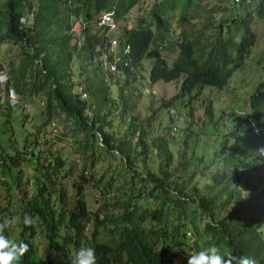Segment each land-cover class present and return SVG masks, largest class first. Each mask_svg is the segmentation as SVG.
Returning a JSON list of instances; mask_svg holds the SVG:
<instances>
[{
    "label": "trees",
    "instance_id": "obj_1",
    "mask_svg": "<svg viewBox=\"0 0 264 264\" xmlns=\"http://www.w3.org/2000/svg\"><path fill=\"white\" fill-rule=\"evenodd\" d=\"M138 1H0V43L5 39L17 44L20 55L18 62L9 68L0 103V110L5 115V122H0V135H6V142L0 140V174L3 176L0 179V218L18 215L21 221L15 235L11 229H6L4 234L28 244L29 251L19 264H70L72 255L81 247L94 249L96 264H175V252L171 250L170 242L176 243L185 236V231H177L183 225L180 221L182 213L189 215L192 228L198 230L196 207L189 210L190 204L196 203L202 214L216 219V223H206V229L214 237L213 243L221 244L222 249H227L226 253L237 257L252 256L258 264H264L263 231L256 225L264 211L261 199L264 189L258 190V184H250L245 193H240L236 187L241 180L240 172L253 170L252 163L239 161L251 158L259 162L256 150L264 147V80L257 84L250 96L251 113L234 117V124L224 138L225 145L216 152L221 161L220 168L207 174L212 173L213 182L204 183V189V185L200 188L195 182L188 192L174 181L177 193L172 194L167 186L172 151L162 135L151 140L161 155L159 168L162 174L147 168L146 175H139L134 182L138 171L136 161L147 156L144 130L139 132L135 146L137 153H133L128 144L135 131L131 123L130 136L124 134L118 142L106 130L111 123L109 115L117 110L113 108L117 99L122 98L120 116L127 115L132 107L128 100L133 92L130 89L131 92L124 93L123 88L131 84L129 75L133 67L146 57L154 59L149 76L152 82L172 81L184 75L180 90L172 100L189 95L183 102L188 104L198 88L225 86L232 71L249 55L255 42L250 7L253 5L257 14L264 16V0H216V6L209 9L203 0H154L148 18L140 16L135 26L122 25L121 31L113 37L117 42L116 50H108L111 37L104 35L109 25L100 23L102 14L110 12L117 25ZM216 7L230 8L232 14L225 20L229 22H220L219 30L210 36L206 29L215 25L208 19L210 14L206 15L207 21L198 26L197 19ZM176 8H179L180 31L172 38L171 18ZM21 17H25V21ZM74 21L80 25L78 35L71 31ZM222 29L228 33L226 36L222 35ZM175 45L178 53L168 64L161 49ZM105 51L107 55L101 58ZM73 59L78 62L75 68L72 67ZM3 68L0 60V71ZM121 73L126 75L124 80H120L118 74ZM79 84L87 97L73 91V87ZM112 85H116V95L112 94ZM10 89L16 91L17 97L33 93L45 95L46 104L41 111L45 118L28 142L27 132L14 128L13 105L8 96ZM20 102L17 98V104ZM53 112L63 113L73 131L84 134L81 145L84 151L90 150V155L94 156L91 164L95 157H99L94 149L99 146L108 153L117 151L124 167L131 172L129 190L116 200L120 211L114 214L97 209L90 233L86 232L85 222L91 211L86 206L82 184H77L75 195L68 201L62 183L66 175L64 158L49 148L35 146L38 134L50 122ZM15 137L22 139L23 151L15 148ZM22 162L26 167L21 166ZM186 164L183 161L181 166L185 168ZM261 165L264 166V162L260 161ZM26 169L33 171L32 179H24ZM84 170L83 165L79 177L87 181ZM207 175L201 173L199 176ZM231 183H235L234 188L230 187ZM216 185L222 186L217 188ZM2 191L6 194L2 195ZM224 193L226 197H223ZM149 198L160 204L150 207L140 202L145 200L144 203H148ZM168 202L169 210L163 207ZM230 204H233L232 208L228 207ZM169 211L174 212V220L168 223L166 213ZM25 214L31 217L30 226L23 223ZM107 222L111 225L106 226ZM99 226L108 228L109 239L98 238ZM52 249L61 260L42 255L43 250Z\"/></svg>",
    "mask_w": 264,
    "mask_h": 264
},
{
    "label": "rangeland",
    "instance_id": "obj_2",
    "mask_svg": "<svg viewBox=\"0 0 264 264\" xmlns=\"http://www.w3.org/2000/svg\"><path fill=\"white\" fill-rule=\"evenodd\" d=\"M153 1L139 0L127 12L126 18L120 20L117 25L115 24L113 27L107 29L104 35L110 36L112 40L114 35L121 31L122 25L135 26L140 16L148 18L149 8ZM205 2L208 3L206 9L216 6V0H203V4ZM252 6L250 8L253 15L252 29L256 35L255 42L251 47L249 55L232 71L227 84L222 88L214 86L198 88L192 94L190 102L186 104L183 102L188 100L189 95L178 99H171L179 92L180 83L184 75L172 81L157 80L152 82L149 76L154 59L151 57L142 59L137 66L133 67V71L129 75L132 79L131 84L123 88L124 93L130 91V89L133 92V96H130V100H128V103L132 104V107L128 109L127 115L124 117L120 116L122 98L117 99L115 101L117 103L113 107L117 110L109 115L111 123L106 127V130L118 142L124 134L130 136L132 129H129V125L131 123L135 131L130 136L128 144H130L133 153H137L135 150H138L135 146L139 139V132L142 129L144 130V138L148 145L147 156L144 160L136 161L138 171L134 182L137 181L139 175H146L147 168H151L160 175L162 174L159 168L161 155H158L155 146L151 144V140L158 135H162L167 139L169 148L172 151V163L168 166L171 176L168 180L169 185L167 184L172 194L177 193V190L174 188V181H178L181 189L188 192L191 191L195 182H197L200 188H202L204 183L213 182L212 173L210 175L207 174L220 168L219 162L221 161L220 159L218 160L216 152L220 151L222 145H225L224 138L234 124V117L236 115L246 116L251 113L250 96L257 84L264 80V16L258 15L257 10L253 9ZM178 12L179 8H176L174 16L171 18L172 38L178 36L180 31ZM208 14H210L208 19L213 20L215 25L208 27L206 32L208 35L214 36L215 32L219 30L218 24L220 22H223V24L229 22L225 20L228 16H231L232 10L230 8L222 9L221 7H216L213 11L199 17L197 19V26L207 21L206 15ZM116 26L117 29H115ZM71 29L77 32V35L81 33L79 23H75V21ZM225 29H222L223 36L228 34ZM102 31H100L101 34ZM80 38H82V35ZM160 44L163 46L162 43ZM113 48L116 50V44ZM114 49L110 48L108 50L112 51ZM161 53L166 58L168 64H171L178 53V47L175 45L171 48H162ZM106 55L107 51L102 53L101 58H105ZM19 56L17 44L5 39L0 43V60L4 66L3 70L0 71V103L3 101V87L9 68L13 63L15 65L18 62ZM104 62L107 65V61L104 60ZM77 63V60L73 59L72 67L75 68ZM113 68L114 66H111V69ZM118 75L120 80H124L126 77L122 73ZM77 90L78 87L75 85L73 91L76 92ZM111 91L113 95H116V85L111 86ZM10 95L21 100L20 104H17V102L13 103L14 98L10 100V104L13 105L12 114L15 116L13 125L15 129H23L27 132L26 141L28 142L34 136L37 125L45 118V115L41 113L46 104L45 95L43 93H33L31 95H18L17 97L14 89L9 90L8 96L10 97ZM168 101L170 103L167 106L164 105ZM93 111L92 109L91 113ZM91 113L89 114L91 115ZM208 113H211V116ZM4 120L5 115L0 110V122H5ZM6 125L8 126L7 122ZM0 138L3 142H6V135H0ZM37 138L38 143L35 144L36 147L49 148L54 154L62 156L65 160L64 169L66 170V175L62 183L67 190L68 201L75 195L77 184H82L86 206L91 211L85 222L87 233L92 231L95 220L94 213L97 209L108 210L114 214L120 211L116 200H118L119 196L124 195L123 193L126 190H129L132 178L131 172L124 167L121 155L117 151L108 153L104 148L95 146V152L99 154V157H95L94 163L91 164L92 157L94 156L90 155V150L84 151L81 145L84 134L73 131L72 126L65 120L61 112H53L50 122L38 134ZM13 140H15V148L23 151L24 145L22 139L15 137ZM8 141L9 139L7 143ZM95 156L97 155L95 154ZM183 161L187 162L185 168L181 166ZM245 162L252 163L251 167H253V170H243L240 172L241 180L236 185L239 192L245 193L247 186L250 184H258V190L264 189V166H260V161L254 162L251 158H242L239 161V163ZM83 165L85 166L84 175L87 181H83L79 177V172ZM21 166H25V163L22 162ZM203 169L204 171H201ZM231 170L233 172V169ZM32 173L33 171L26 169L24 179L27 177L32 179ZM201 173L207 176L200 178L199 175ZM1 177L3 176L0 174V179ZM96 179L99 180L97 181ZM221 186L216 185L215 187L220 188ZM29 187L31 186L29 185ZM230 187L234 188L235 183H231ZM204 188L205 185L202 189ZM1 193L2 195L6 194L5 191ZM223 197H226V193L223 194ZM261 199L264 203V197H261ZM140 202L150 207L160 204V202L150 198L148 199V203L147 201L144 203L145 200H141ZM168 205L169 202L163 207L169 210ZM232 206L233 204H230L228 207L232 208ZM194 207H196L195 223L198 230L195 231L192 228L189 222V215L186 212L182 213L180 221L183 225L177 228V231L179 233L185 231V236H181L176 243L172 240L170 242V248L175 252V264H187L188 256L213 245L220 248L222 253H226L227 251L226 248H221V244L212 242L214 237H212L211 231L206 229V223H216V219H211L208 215L202 214L197 209L196 203L190 204L189 210L192 211ZM173 214L174 212L170 211L166 213V221L168 223L174 220ZM106 224V226L111 225L108 222ZM256 225L263 231L264 236V211L256 222ZM17 226L11 228V231H13L12 235H15L17 232ZM107 229L105 226L98 227L97 236L100 240L109 239L110 235ZM42 255L61 260L58 253L54 252L53 249L43 250Z\"/></svg>",
    "mask_w": 264,
    "mask_h": 264
},
{
    "label": "clouds",
    "instance_id": "obj_3",
    "mask_svg": "<svg viewBox=\"0 0 264 264\" xmlns=\"http://www.w3.org/2000/svg\"><path fill=\"white\" fill-rule=\"evenodd\" d=\"M257 157L264 162V147L256 150ZM19 216L0 218V264H19L21 258L29 251V246L23 241H15L6 236L5 230L20 223ZM31 217L23 216L25 226H30ZM70 264H96L95 251L92 248L81 247L70 259ZM187 264H258V261L248 255L234 256L230 252L222 253L220 248L213 245L188 256Z\"/></svg>",
    "mask_w": 264,
    "mask_h": 264
},
{
    "label": "built area",
    "instance_id": "obj_4",
    "mask_svg": "<svg viewBox=\"0 0 264 264\" xmlns=\"http://www.w3.org/2000/svg\"><path fill=\"white\" fill-rule=\"evenodd\" d=\"M21 20L25 21V18L24 17H21ZM100 23L101 24H108L109 25V28H111V27H113L115 25V23L113 21V18H112V15H111L110 12H107V13L102 14L101 19H100ZM71 31H72V29H71ZM115 44H117V42H116V39L113 38L111 40L110 48L111 49H114L113 47L115 46ZM77 87H78V90L76 92L80 93L81 97H85L86 96V92L83 90L82 85L79 84V85H77ZM11 99H13V103H16L17 102V99L15 97H13V96L10 95V100Z\"/></svg>",
    "mask_w": 264,
    "mask_h": 264
}]
</instances>
